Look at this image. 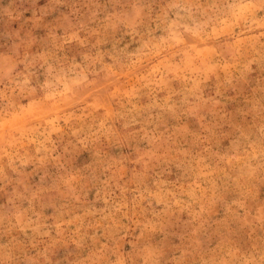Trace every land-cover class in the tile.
Returning <instances> with one entry per match:
<instances>
[{"label":"clouds","instance_id":"1","mask_svg":"<svg viewBox=\"0 0 264 264\" xmlns=\"http://www.w3.org/2000/svg\"><path fill=\"white\" fill-rule=\"evenodd\" d=\"M0 264H264V0H0Z\"/></svg>","mask_w":264,"mask_h":264}]
</instances>
